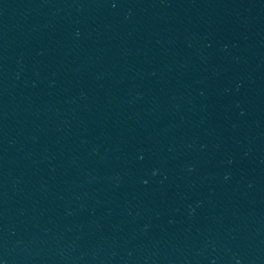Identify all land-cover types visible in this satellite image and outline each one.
<instances>
[{
    "label": "water",
    "instance_id": "95a60500",
    "mask_svg": "<svg viewBox=\"0 0 264 264\" xmlns=\"http://www.w3.org/2000/svg\"><path fill=\"white\" fill-rule=\"evenodd\" d=\"M0 264H264V0H0Z\"/></svg>",
    "mask_w": 264,
    "mask_h": 264
}]
</instances>
